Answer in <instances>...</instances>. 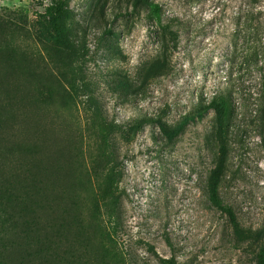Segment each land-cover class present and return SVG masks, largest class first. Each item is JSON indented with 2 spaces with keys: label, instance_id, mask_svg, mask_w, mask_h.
<instances>
[{
  "label": "rangeland",
  "instance_id": "1",
  "mask_svg": "<svg viewBox=\"0 0 264 264\" xmlns=\"http://www.w3.org/2000/svg\"><path fill=\"white\" fill-rule=\"evenodd\" d=\"M52 1L0 0L5 264H262L264 0Z\"/></svg>",
  "mask_w": 264,
  "mask_h": 264
},
{
  "label": "trees",
  "instance_id": "2",
  "mask_svg": "<svg viewBox=\"0 0 264 264\" xmlns=\"http://www.w3.org/2000/svg\"><path fill=\"white\" fill-rule=\"evenodd\" d=\"M151 9L153 12L157 13L159 10L158 3H153ZM45 12L48 17V29L50 31V37L53 44L59 46L60 48L71 49L72 46L70 44V38L67 27L69 10L66 9L65 2L62 0H54L50 5L45 7ZM214 109L218 110L217 107H214ZM220 113L227 114V112H225V109H223ZM207 193L212 198L217 196V187L215 185H210L208 187ZM4 241L5 238L3 236H0V264H5V260L10 255L7 252L12 248V246L6 248V244L4 243ZM260 259L262 264H264V254L261 255Z\"/></svg>",
  "mask_w": 264,
  "mask_h": 264
}]
</instances>
